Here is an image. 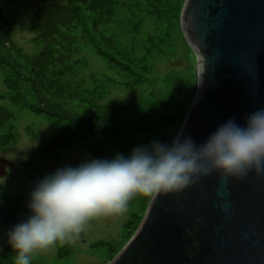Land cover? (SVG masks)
Returning <instances> with one entry per match:
<instances>
[{"label":"rangeland","instance_id":"obj_1","mask_svg":"<svg viewBox=\"0 0 264 264\" xmlns=\"http://www.w3.org/2000/svg\"><path fill=\"white\" fill-rule=\"evenodd\" d=\"M115 1L108 17L92 12L94 0H0V160L10 164L0 176V264H16L8 233L32 214L31 193L45 177L170 145L195 100L197 57L181 29L186 0ZM79 3L77 18L45 22ZM151 199L135 195L126 212L92 220L30 264H110Z\"/></svg>","mask_w":264,"mask_h":264},{"label":"water","instance_id":"obj_2","mask_svg":"<svg viewBox=\"0 0 264 264\" xmlns=\"http://www.w3.org/2000/svg\"><path fill=\"white\" fill-rule=\"evenodd\" d=\"M181 29L197 57L198 86L177 137L201 145L229 120L243 128L264 109V0H186ZM9 167L0 160V176ZM110 264H264V174L222 186L213 173L152 197Z\"/></svg>","mask_w":264,"mask_h":264},{"label":"clouds","instance_id":"obj_3","mask_svg":"<svg viewBox=\"0 0 264 264\" xmlns=\"http://www.w3.org/2000/svg\"><path fill=\"white\" fill-rule=\"evenodd\" d=\"M253 171L264 174V109L252 113L243 128L229 120L201 145L177 137L170 145L156 141L136 148L127 158L117 154L58 169L31 193L32 214L8 233V243L16 264H30L32 254L74 241L92 220L126 212L137 194L180 193L213 173L226 186L230 178L242 181Z\"/></svg>","mask_w":264,"mask_h":264},{"label":"trees","instance_id":"obj_4","mask_svg":"<svg viewBox=\"0 0 264 264\" xmlns=\"http://www.w3.org/2000/svg\"><path fill=\"white\" fill-rule=\"evenodd\" d=\"M92 0H82V5L83 6H87L90 2H91ZM180 3H182L183 2V0H178ZM185 1V0H184ZM94 2L95 3H97V7H95V9H94V11H92L93 13H96V12H98V11H106L107 12V16L108 17H110V16H112L113 15V13H114V11H115V9H114V4H115V0H94ZM77 7V8H76ZM76 11L75 12H69L68 13V8H66L65 6L63 7V6H61V7H58V8H56V9H54L53 10V12H52V14H53V16L51 17V19H49L48 17H44V20H45V22L46 23H52L53 25L52 26H56L57 27V25H58V23L57 22H59V18H66V17H70V19H72V18H77V16H78V12H81V8H80V3L79 4H77L76 5ZM50 26H51V24H50ZM48 58H50V57H48ZM47 58V59H48ZM50 65V64H49ZM39 69H37V71H38ZM69 116H71V112L69 111ZM72 118V117H71ZM77 121V120H76ZM79 121L80 120H78V122H74V124H77V123H79ZM81 124H83V125H86V124H84V122H80ZM91 126H93V127H96V126H99V127H101L102 128V124L99 122H94L93 124H90ZM120 130H122V132L123 131H130V133L129 134H131L132 133V131H135V130H132L131 128H128V127H125V128H121ZM93 132H95V131H93ZM98 133H99V131H97ZM102 132V131H101ZM100 132V133H101ZM106 134L107 133H110L111 132V130H107V131H104ZM121 132V133H122ZM124 135V133L122 134V136Z\"/></svg>","mask_w":264,"mask_h":264}]
</instances>
